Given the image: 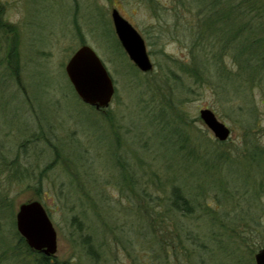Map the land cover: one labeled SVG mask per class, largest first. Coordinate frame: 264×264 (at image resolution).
I'll use <instances>...</instances> for the list:
<instances>
[{"label": "rangeland", "instance_id": "obj_1", "mask_svg": "<svg viewBox=\"0 0 264 264\" xmlns=\"http://www.w3.org/2000/svg\"><path fill=\"white\" fill-rule=\"evenodd\" d=\"M172 5L0 0L14 27L0 29V264H35L16 226L20 203L33 199L45 206L56 256L68 264H256L264 247V90L182 71L190 35ZM114 7L144 37L151 70H139L121 45ZM14 40L17 73L8 59ZM85 43L114 80L105 109L85 103L65 70ZM226 64L236 71L230 58ZM204 107L229 126L227 139L205 124ZM173 184L190 210L169 207Z\"/></svg>", "mask_w": 264, "mask_h": 264}, {"label": "trees", "instance_id": "obj_2", "mask_svg": "<svg viewBox=\"0 0 264 264\" xmlns=\"http://www.w3.org/2000/svg\"><path fill=\"white\" fill-rule=\"evenodd\" d=\"M170 8L173 18L178 21L180 19L177 24L181 23L190 35L189 59L178 64L182 71L198 82L211 80V76L216 75L232 80L236 89L247 85L248 88L259 86L264 90L260 72L261 69L264 70V0H173ZM184 10L193 15L191 24L190 21H183L186 13ZM185 24L187 27H184ZM13 28L12 23L3 19L0 11V29L9 31ZM15 40L10 47L8 59L17 73L19 58ZM228 58L236 69L232 74L226 64ZM174 127V130L183 132L182 126ZM171 195L170 208L190 210L189 198L181 186L173 184ZM20 240L27 251L32 250L24 237L20 236ZM83 243L88 253L94 255L91 240L85 237ZM35 252V264H68L56 254Z\"/></svg>", "mask_w": 264, "mask_h": 264}, {"label": "water", "instance_id": "obj_3", "mask_svg": "<svg viewBox=\"0 0 264 264\" xmlns=\"http://www.w3.org/2000/svg\"><path fill=\"white\" fill-rule=\"evenodd\" d=\"M116 35L129 58L141 71L153 68L145 39L140 31L116 8L111 11ZM66 73L80 98L97 109L107 108L115 92V84L106 65L88 44L74 50L65 64ZM200 116L215 137L225 140L230 128L219 120L215 112L204 107ZM16 226L29 247L47 255L56 254L57 232L42 202L38 199L20 203ZM256 264H264V247L255 253Z\"/></svg>", "mask_w": 264, "mask_h": 264}, {"label": "flooded vegetation", "instance_id": "obj_4", "mask_svg": "<svg viewBox=\"0 0 264 264\" xmlns=\"http://www.w3.org/2000/svg\"><path fill=\"white\" fill-rule=\"evenodd\" d=\"M105 109V108H104Z\"/></svg>", "mask_w": 264, "mask_h": 264}]
</instances>
